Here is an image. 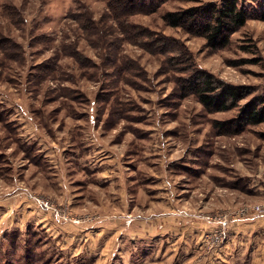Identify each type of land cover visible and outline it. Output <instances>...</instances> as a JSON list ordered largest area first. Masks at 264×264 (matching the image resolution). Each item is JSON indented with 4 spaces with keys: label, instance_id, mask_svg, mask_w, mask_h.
<instances>
[{
    "label": "rangeland",
    "instance_id": "obj_1",
    "mask_svg": "<svg viewBox=\"0 0 264 264\" xmlns=\"http://www.w3.org/2000/svg\"><path fill=\"white\" fill-rule=\"evenodd\" d=\"M220 1L0 0V191L5 200L17 192L32 196L34 181L45 184L30 179L29 166L39 156L28 142L36 140L63 157L61 146L72 132L96 159L126 177L143 179L144 196L154 207L132 213L133 219L152 216L155 207L172 214L168 207L175 204L198 215L214 213L216 219H227L236 207L241 215L257 205L264 208L259 204L264 202V122L236 120L249 100L264 108V0H240L251 15L221 49L163 19L169 11ZM197 69L242 87L245 97L232 109L207 110L183 88ZM50 169L59 175L52 163ZM103 189L107 194L110 187ZM157 199L165 206L156 205ZM126 229L118 232L125 235ZM212 237L218 238L208 240ZM51 240L36 225L0 228V264H92L94 253L76 251V241L63 253ZM128 245L112 244L108 250L115 251L99 264H130ZM134 252L156 264L155 243ZM197 259L192 252L181 255L182 264Z\"/></svg>",
    "mask_w": 264,
    "mask_h": 264
},
{
    "label": "crops",
    "instance_id": "obj_2",
    "mask_svg": "<svg viewBox=\"0 0 264 264\" xmlns=\"http://www.w3.org/2000/svg\"><path fill=\"white\" fill-rule=\"evenodd\" d=\"M47 133L53 134L52 129ZM72 135L69 133L61 146L63 157L56 156L52 147L43 150L36 140L28 142L39 156V161L34 159L29 166L33 172L30 179H43L45 184L34 181V188L29 190L32 196L17 192L12 200H5L0 191V228L24 230L36 225L52 237L51 242L63 253L69 252L68 245L75 241L78 243L76 251L94 253L92 264H99L112 255L115 249L111 253L108 250L112 244L118 249L123 243L124 247L129 243L128 263L151 264L142 261L144 257L137 258L139 253H133L148 242L157 245L156 264H182L181 255L190 252L198 257L191 264H264V212L248 209L246 215H241L236 207L227 219L219 220L212 217L214 213L198 215L194 208L185 209L186 206L175 204L168 207L173 210L172 214H161L164 208L155 207L152 216L138 215L133 219L132 213L143 207L148 210L154 207L144 196L147 190L143 179L138 181L131 174L126 177L118 168L113 169L106 161L96 159L90 147L80 148V136ZM51 163L59 175L51 172ZM65 168L68 173L61 172ZM123 180L128 182L122 184ZM165 183L168 185V180ZM123 185L124 191L117 194V188L122 189ZM103 187H110L107 194ZM111 193L112 197L107 198ZM37 197L47 200L51 206L38 205ZM156 202L165 206L159 199ZM259 204L264 206V202ZM138 205L142 207L136 208ZM124 227L127 228L125 235L118 232ZM211 235L218 238L208 240Z\"/></svg>",
    "mask_w": 264,
    "mask_h": 264
},
{
    "label": "trees",
    "instance_id": "obj_3",
    "mask_svg": "<svg viewBox=\"0 0 264 264\" xmlns=\"http://www.w3.org/2000/svg\"><path fill=\"white\" fill-rule=\"evenodd\" d=\"M251 13L240 0H221L183 10L169 11L163 15L171 26L190 28L206 40L207 46L221 49L230 43L231 35L242 27ZM264 20V13L261 16ZM183 88L195 94L203 106L211 111H225L238 105L245 97L242 87L224 83L203 69H197L184 79ZM253 99L245 103L236 120L241 125L264 122V108L257 109Z\"/></svg>",
    "mask_w": 264,
    "mask_h": 264
},
{
    "label": "built area",
    "instance_id": "obj_4",
    "mask_svg": "<svg viewBox=\"0 0 264 264\" xmlns=\"http://www.w3.org/2000/svg\"><path fill=\"white\" fill-rule=\"evenodd\" d=\"M37 201H38V203H39L40 205H42L43 207L49 208V207L51 206L50 203H49L48 201H46V200L42 201L40 198H38ZM254 211H257V212H264V208L261 207V206H259V205H257V206H255V210H254ZM224 219H225V218H224ZM224 219H219V220H224Z\"/></svg>",
    "mask_w": 264,
    "mask_h": 264
}]
</instances>
